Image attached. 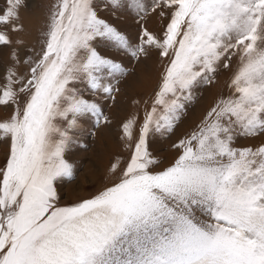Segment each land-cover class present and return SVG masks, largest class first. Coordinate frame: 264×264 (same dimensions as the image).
Instances as JSON below:
<instances>
[{"label":"snow or ice","instance_id":"snow-or-ice-1","mask_svg":"<svg viewBox=\"0 0 264 264\" xmlns=\"http://www.w3.org/2000/svg\"><path fill=\"white\" fill-rule=\"evenodd\" d=\"M125 6L49 0L37 47L23 35L28 0L0 5V105L12 108L0 120V264H264V141L239 145L264 136V0H128L136 40L101 15ZM102 42L137 64L155 56L162 71L121 121L128 156L62 203L78 171L68 155L88 149L90 121L113 123L104 101L134 73ZM224 72L227 94L172 141V163L157 158L152 143L171 140L196 90Z\"/></svg>","mask_w":264,"mask_h":264},{"label":"rangeland","instance_id":"rangeland-1","mask_svg":"<svg viewBox=\"0 0 264 264\" xmlns=\"http://www.w3.org/2000/svg\"><path fill=\"white\" fill-rule=\"evenodd\" d=\"M48 3L49 0H28V8L22 14L27 15V18L30 17L33 20L30 26L27 21H24L27 31L23 35L29 44H37L38 38L42 39L40 37V31L44 25ZM127 3L128 0H125L126 6L123 9H108L102 12L101 15L103 18L115 24L131 39L136 40L139 32V24L136 23L137 17L133 9L128 7ZM2 4L3 0H0V5ZM154 26V21L149 22V27ZM98 51L102 55L120 60L126 67L134 69V73L121 82L120 87L122 92L118 94L115 104L110 100L104 101L103 109L105 115H108L113 123L110 126L101 125L99 129H96L94 127V121H90L89 123L93 126V130L96 131V136L89 137L87 140L88 149L84 150L77 146L68 155L67 158L76 164L78 171L74 182L65 183L61 186L60 190L64 196L62 203H71L81 198H87L93 191L107 182L108 178L106 173L113 158L116 155H121L125 158L128 156V150L124 147L123 141L120 140V136L122 135L120 127L121 121L134 111L135 106L132 104L133 98L152 94L158 83L159 73L162 71L155 56L145 63L137 64L129 57L118 54L109 42L100 43L98 45ZM6 61L7 49H0V83L3 82V76L5 74L4 64ZM229 75V72H224L217 78L216 83L202 85L196 90V100L188 107L182 123L177 128L171 140L157 137L152 143L151 150L157 158L164 159L168 164L173 162L177 153L170 148V144L178 137L195 128L215 101L222 95L227 94L226 82ZM11 112V107L0 105V120L10 116ZM142 115L143 113L141 111V117ZM262 141H264V136L242 138L239 141V145H259ZM8 148L9 142L0 138V167L4 166Z\"/></svg>","mask_w":264,"mask_h":264},{"label":"bare ground","instance_id":"bare-ground-1","mask_svg":"<svg viewBox=\"0 0 264 264\" xmlns=\"http://www.w3.org/2000/svg\"><path fill=\"white\" fill-rule=\"evenodd\" d=\"M22 15H24L23 16V18H24V21H27L28 22V24H29V26L32 24V19H30V17H28L27 18V15H25V14H22ZM28 31H30V30H28ZM31 35V34H30ZM0 70H1V68H0Z\"/></svg>","mask_w":264,"mask_h":264}]
</instances>
